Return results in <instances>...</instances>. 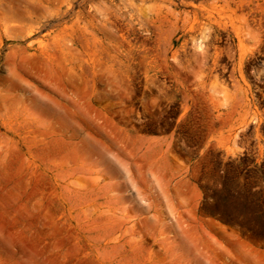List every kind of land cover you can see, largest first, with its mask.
Returning a JSON list of instances; mask_svg holds the SVG:
<instances>
[{
	"label": "rangeland",
	"instance_id": "1",
	"mask_svg": "<svg viewBox=\"0 0 264 264\" xmlns=\"http://www.w3.org/2000/svg\"><path fill=\"white\" fill-rule=\"evenodd\" d=\"M0 264H264V0H0Z\"/></svg>",
	"mask_w": 264,
	"mask_h": 264
}]
</instances>
